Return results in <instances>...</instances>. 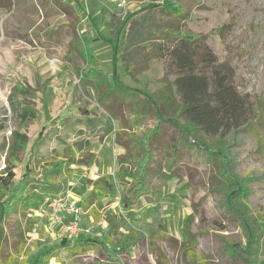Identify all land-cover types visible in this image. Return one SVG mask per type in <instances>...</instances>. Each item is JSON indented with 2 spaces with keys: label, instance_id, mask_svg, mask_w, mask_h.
<instances>
[{
  "label": "rangeland",
  "instance_id": "obj_1",
  "mask_svg": "<svg viewBox=\"0 0 264 264\" xmlns=\"http://www.w3.org/2000/svg\"><path fill=\"white\" fill-rule=\"evenodd\" d=\"M168 2L179 16L163 9ZM81 3L87 15L80 14L78 0H0V182L15 184L30 166L41 174L52 163L73 162L55 181L63 183V196L83 207L74 234L65 231L73 216L61 212L57 220L48 205L11 213L1 226L0 264H248L243 229L225 206L206 152L162 123L146 153L142 138L158 118L144 111L141 99L125 94L121 104L101 105L83 76L116 70L128 92L159 98L168 78L165 60L151 53L152 37L141 40L135 54L143 65L141 78L131 77L121 59L125 30L115 55L110 41L124 22L181 31L209 45L232 68L238 89L261 103L259 120L232 132L227 150L234 172L253 181L248 203L264 219V0ZM76 35L83 47L92 45V54L74 48ZM144 172L146 191L139 195L133 176ZM106 176L115 187L94 216L83 201L95 187L103 188L98 181ZM123 196L134 198L136 218L123 209ZM7 200L0 192V219ZM111 223L116 233H110ZM129 234L138 238L133 246L123 242ZM84 238L93 245H80Z\"/></svg>",
  "mask_w": 264,
  "mask_h": 264
},
{
  "label": "trees",
  "instance_id": "obj_2",
  "mask_svg": "<svg viewBox=\"0 0 264 264\" xmlns=\"http://www.w3.org/2000/svg\"><path fill=\"white\" fill-rule=\"evenodd\" d=\"M64 1L61 0L62 3ZM162 7L176 16L181 14L179 8L170 2ZM79 12L87 15L81 2ZM141 27L134 25L128 27L127 22H124L110 42L116 55L120 34L125 30L121 59L127 73L134 79H138L142 77L144 69L135 54L141 49L138 47L139 42L152 37L151 39L155 41L152 46L156 49H153L151 53L156 58L165 60V74L168 78L157 100L128 92L123 88L116 70L111 74L96 69L91 70L83 76L84 83L94 87L100 94L101 105L105 107L117 105L119 101L120 104L123 103L125 97L122 94L138 97L145 103L144 111L159 120L157 127L142 138L146 153L152 152V140L159 133L162 123L174 125L176 130L186 137L191 148L206 152L217 168V185L224 197L225 206L239 220L243 229L248 245L243 251L248 256L243 259L248 264H264V219L256 216L248 203L251 195L250 184L253 181L250 178H240L234 172L233 161L227 150V138L232 132L250 127L259 120L260 101L253 98L250 93L238 89L234 83V72L230 65L227 62H220L211 47L201 43L198 37L184 35L181 31L169 33L152 30L151 27L150 30L144 26ZM168 37H172L171 44L166 45L165 39ZM76 38L77 44L73 45L75 49L79 47V51H83L80 52L81 55L87 52L93 53L90 43L83 47L81 38L77 35ZM88 46V51H85L84 49ZM174 115L184 119L185 124L174 119ZM72 163L68 164L65 161L63 164L54 166L52 163L41 174H34L30 166L27 167L25 175L15 184L3 185L0 182V192L8 196L0 219V241H2V223L11 213H18L25 209L39 210L49 205L52 200L63 196L65 187L63 183L56 182L55 178L68 172L67 167ZM82 163L92 164L88 161ZM145 176V172L139 175V178L133 176L137 180L136 193L139 195L146 191ZM98 183H102L103 188L95 187L83 201V205L90 209L94 216L98 214L97 207L102 206L101 199L108 196L115 187L109 176L100 178ZM134 204L133 197L123 196V209L131 217L136 218V212L132 211ZM124 227L130 229L126 224ZM117 228L118 226L111 223L110 233H116ZM122 239L128 246H133L138 241L137 236L131 234L123 235ZM90 241L84 238L78 243L87 247L86 244L93 245ZM63 243L66 248H73L75 244L69 240H64ZM231 252L234 251L231 250ZM237 257L241 258L243 255L239 254Z\"/></svg>",
  "mask_w": 264,
  "mask_h": 264
},
{
  "label": "built area",
  "instance_id": "obj_3",
  "mask_svg": "<svg viewBox=\"0 0 264 264\" xmlns=\"http://www.w3.org/2000/svg\"><path fill=\"white\" fill-rule=\"evenodd\" d=\"M79 2H87L88 0H78ZM123 6V3L118 4ZM52 216L59 220L61 212H67L73 216L72 222L67 226L66 233L74 234L79 230L83 207L76 200H68L66 196H60L49 203Z\"/></svg>",
  "mask_w": 264,
  "mask_h": 264
}]
</instances>
